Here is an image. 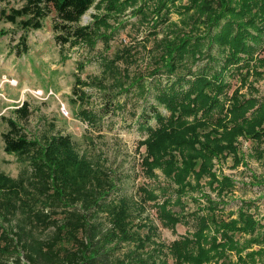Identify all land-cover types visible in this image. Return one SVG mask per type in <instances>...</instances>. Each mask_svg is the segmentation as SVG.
Returning a JSON list of instances; mask_svg holds the SVG:
<instances>
[{"label":"trees","instance_id":"1","mask_svg":"<svg viewBox=\"0 0 264 264\" xmlns=\"http://www.w3.org/2000/svg\"><path fill=\"white\" fill-rule=\"evenodd\" d=\"M94 1L0 0V22H9L20 31L12 52L26 55L28 31L42 28L50 15L59 44L92 45L103 37L99 31L106 17L95 15L86 25L79 21ZM124 1L107 0L108 13L124 11L130 0ZM131 1L137 3V23L149 28L147 35L155 36L158 25L176 9L177 0ZM231 1L202 0L198 12L206 13L203 23L207 32L192 37L183 32L185 35L177 36L176 42L167 37L156 41L160 62L149 76L157 77L153 94L156 104L148 106L156 126L144 124L141 128L148 134L146 150L152 158H145L150 166L147 175L154 176L152 167L157 165L179 186L174 200L170 196L151 199L159 223L172 230L184 218L172 208L180 203L182 187L195 190L194 185L182 182L186 177L193 172L198 182L202 169L209 166L207 160L223 149L232 150L236 135L264 139V99L241 97L237 89L226 96L229 82L225 79L228 72L241 73V63L262 50L264 0H240L236 10L231 8ZM181 8L188 11L191 7ZM214 48L215 53L211 52ZM248 75L247 71L240 78L242 84ZM142 79L143 75H138L132 83ZM76 95L83 103L85 97ZM222 96L227 97L229 106L225 107ZM30 113L28 102L23 101L14 110V118L1 116L6 125L1 132L3 149L21 166L15 178L0 172V264H165L166 255L176 256V264H204L214 256L227 258V250L239 252L246 247L234 238L236 232L249 234L247 247L264 243V231L257 234L261 226L244 207L235 217H212L211 222L207 213L200 215L195 209L190 214L195 222L193 231L166 248L156 242L158 227L149 219L141 224L140 210L130 206L131 198L120 191L121 174L102 161L76 155L69 134L31 136L22 125ZM221 138L227 140L225 145L217 142ZM167 151L169 160L164 162ZM201 157L202 164L195 170ZM255 253L258 250L245 258L240 255L237 261L243 263Z\"/></svg>","mask_w":264,"mask_h":264},{"label":"rangeland","instance_id":"2","mask_svg":"<svg viewBox=\"0 0 264 264\" xmlns=\"http://www.w3.org/2000/svg\"><path fill=\"white\" fill-rule=\"evenodd\" d=\"M201 2L175 1L176 9L171 10L165 23L158 25L153 36L147 35L149 28L146 25L137 23L140 14L134 13L136 1L126 2L122 12L108 13L107 0H95L81 16L79 24H90L95 15L102 14L106 17V23L101 24L99 31L103 37L88 46L82 42L62 46L54 38L50 15L42 28L28 31L29 52L21 56L12 52L20 31L9 22H0V172L15 178L21 166L14 155L3 149L1 132L6 125L1 116L14 118V110L27 101L31 113L22 123L26 131L37 137L69 134L76 155L102 161L121 174L120 191L131 198L130 206L140 210L141 224L149 219V223L158 227L156 242H162L166 248L180 236L193 231L195 222L190 214L195 209L200 215L207 213L206 218L211 222L212 217L228 219L231 214L235 217L244 207L261 226L257 227V234L264 231V139L256 141L236 135L231 143L232 150L223 149L207 160L209 166L202 169L198 182L192 176L193 172L182 181L194 185L195 190H184V185L178 197L180 203L173 204V210L184 216L174 230L159 223L158 212L152 205L151 199L155 198L161 200L170 196L174 200L179 190L174 179L157 165L152 167L154 176H148L150 166L145 164V158H152L146 150L148 134L141 126H156L153 116L148 114L149 104H156L153 94L157 77H149L152 67L160 62L156 41L167 37L176 42L177 36L185 35L183 32L191 37L207 32L203 23L206 13L198 12ZM231 4L236 10L240 0H232ZM184 6L191 8L186 11L181 8ZM261 47L260 52L241 63L244 65L242 74L239 70L226 74L225 79L229 82L226 96L237 89L241 97L264 99V44ZM211 52L215 53V48ZM200 65L201 62L198 67ZM247 71L249 75L242 84L240 78ZM138 75H143L142 82L132 83ZM77 77L80 82L76 81ZM78 93L85 97L83 103L76 97ZM106 93L113 97H106ZM223 100L225 107L229 106L227 97ZM159 109L168 115L162 106ZM217 133L220 136L221 130ZM217 142L225 145L227 140L221 138ZM168 152L164 162L169 160ZM202 159H198L195 170H199ZM234 238L246 247L239 252L227 250V258L214 256L204 264H264V243L247 247L250 236L242 232H236ZM257 250L259 253L252 258L247 256L245 262L237 261L238 256L245 258ZM175 257L166 255L165 264H176Z\"/></svg>","mask_w":264,"mask_h":264},{"label":"bare ground","instance_id":"3","mask_svg":"<svg viewBox=\"0 0 264 264\" xmlns=\"http://www.w3.org/2000/svg\"><path fill=\"white\" fill-rule=\"evenodd\" d=\"M24 91V90H23Z\"/></svg>","mask_w":264,"mask_h":264}]
</instances>
